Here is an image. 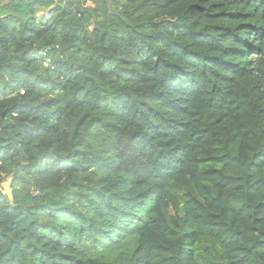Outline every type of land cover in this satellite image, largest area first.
Segmentation results:
<instances>
[{"label":"clouds","instance_id":"clouds-1","mask_svg":"<svg viewBox=\"0 0 264 264\" xmlns=\"http://www.w3.org/2000/svg\"><path fill=\"white\" fill-rule=\"evenodd\" d=\"M190 7L0 0V264H95L137 236L117 264H177L184 234L198 236L219 214L200 183L202 154L236 156L233 175L244 179L227 190L232 209L264 182V155H253L264 153V36L249 34L251 54L225 56L237 47L227 37L203 49L188 39L204 22ZM244 125L252 132L237 150ZM234 220L251 244L264 239L249 216ZM224 247L219 264H230L237 246ZM245 255L264 264V249L247 245Z\"/></svg>","mask_w":264,"mask_h":264},{"label":"trees","instance_id":"trees-1","mask_svg":"<svg viewBox=\"0 0 264 264\" xmlns=\"http://www.w3.org/2000/svg\"><path fill=\"white\" fill-rule=\"evenodd\" d=\"M191 5L190 11L193 9L195 16H202L204 22L199 24L192 30L188 39L193 43L200 45L203 49L208 47H215L221 38L227 37L225 44L235 45L230 51H225V56H234L237 52L241 55L245 54L241 50L248 48V53L259 51L258 48L253 47L248 40L251 35L264 36V23H253V21H264V0H189ZM202 54L201 52L197 53ZM220 55L210 56L209 60H221ZM219 63V61H217ZM222 63H231V60H222ZM259 118H264V109L256 113ZM247 132L240 135L235 140L237 150H239L241 141L244 135L252 132V127L244 125ZM239 132L240 130L237 129ZM259 131V130H258ZM223 135L219 142L223 143ZM232 149L229 147L228 152L218 150L212 155L204 156L199 167L203 170L201 177V185L203 188L215 196L214 204L219 209V214L210 213L212 218L206 221L205 232H201L198 236L195 233H185V237L179 242L178 256L176 257L177 264H191V261H199L200 264H219L225 255L224 245L236 244L234 254L228 256L230 264H246L248 256L240 257L242 251L247 245L251 248L264 249V239H257L254 244H251V237L246 235L243 231H232L231 227L235 224L234 216L245 217L249 216L251 223L248 228L252 233L260 232V236L264 237V231H260L256 225L264 223V201L257 202L256 192L260 185L264 182L256 180L254 184L249 185V191L246 194L248 203L243 204L240 208L232 209V202L237 199L235 193L228 192L227 190L231 184H235L243 177H236L233 175L234 166L238 163L236 156L229 155ZM255 157L264 155V153L254 152ZM258 167V165H253ZM219 174V175H217ZM214 179V183H213ZM249 181L254 179V176H249ZM220 192L219 196L216 193ZM205 199H208L206 196ZM197 207H202L198 204ZM179 215L185 214V207L183 203L179 205ZM239 226L237 225V229ZM173 232L176 231L173 226ZM221 237L218 242L216 235ZM196 236L195 239H193ZM139 237H130L123 245L118 248L111 249L107 252H102L93 257L95 264H117L122 254L135 251L137 248ZM210 251L216 253L219 259H208L211 254ZM240 257V258H238ZM259 264V262H257Z\"/></svg>","mask_w":264,"mask_h":264}]
</instances>
